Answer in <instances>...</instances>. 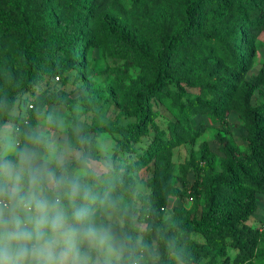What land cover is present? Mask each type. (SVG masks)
Returning <instances> with one entry per match:
<instances>
[{
    "label": "trees",
    "instance_id": "16d2710c",
    "mask_svg": "<svg viewBox=\"0 0 264 264\" xmlns=\"http://www.w3.org/2000/svg\"><path fill=\"white\" fill-rule=\"evenodd\" d=\"M108 2L0 0V49H11L6 62L0 59V124L10 121L21 130L36 129L48 107H72L73 96L54 88L67 83L72 72L84 77L89 87L94 84L87 56L90 51H110L96 24ZM133 2L140 6L142 0ZM143 10L147 19L159 15L152 34L155 51L137 44L138 32L126 35L119 30L122 21L107 18L120 43L140 51L142 66L152 72V80L142 85L133 104L136 122L125 128L110 123L81 129L89 140L85 150L93 161L98 158L93 134L103 133L123 136L119 146L139 160L102 173L97 190L120 187L124 196L131 197L137 185L129 179V172L155 160L153 177L148 179L152 197L144 200L142 209H131V219L125 224L128 232L141 236L153 250L149 264L214 263L224 257L223 264H230L228 248L238 251L234 264H254L264 253V225L254 228L249 224L264 199V66L258 75L249 77V73L256 43L264 33V0H153ZM124 55L135 59L129 52ZM183 89L199 91L198 96L184 98ZM257 94L261 104L254 103ZM155 98L173 104L177 121L171 125L168 141L138 154L129 142H140L143 135H149L147 123L155 124L150 100ZM232 113L245 125L246 151L238 153L233 142L219 134L224 158L222 171L217 172L210 146L203 143L201 160L195 165L197 178L186 193L195 210L185 216L177 210L174 220H165L174 195V149L195 144L203 133L198 125L203 129L221 125L228 133ZM141 224L147 225L143 232ZM154 235L158 236L159 258Z\"/></svg>",
    "mask_w": 264,
    "mask_h": 264
},
{
    "label": "clouds",
    "instance_id": "9594fccd",
    "mask_svg": "<svg viewBox=\"0 0 264 264\" xmlns=\"http://www.w3.org/2000/svg\"><path fill=\"white\" fill-rule=\"evenodd\" d=\"M51 125L53 120L48 118ZM60 132L63 122L56 123ZM0 124V264H149L153 250L125 228L131 208L113 187L98 191L107 162L89 143Z\"/></svg>",
    "mask_w": 264,
    "mask_h": 264
},
{
    "label": "rangeland",
    "instance_id": "374dc122",
    "mask_svg": "<svg viewBox=\"0 0 264 264\" xmlns=\"http://www.w3.org/2000/svg\"><path fill=\"white\" fill-rule=\"evenodd\" d=\"M152 5L153 0H142L140 6L135 5L133 0H109L105 9L100 11L102 20H99L96 24H99L102 38L110 51L105 53L90 51L87 56L88 71L91 74L89 76L94 84L89 87L80 74L77 72L70 73L67 83L59 84L54 88L70 93L75 99L74 105L70 108L48 107L40 117L37 130L51 132L58 139L63 140L71 138L74 127L81 129L90 126L104 127L113 123L116 126L125 128L136 122L133 104L136 102V96L142 89V85L152 80V72L149 68L142 66L140 51L131 50L125 44L120 43L112 30L111 24L107 22V18L122 21V27L119 30L126 35L132 37L135 32H138L140 35L138 41H136L137 44L144 50L155 51L157 46L152 34L155 29V20L159 15L147 19L143 10L144 7H151ZM256 48L257 54L249 77L258 75L264 66V33L257 41ZM10 50V47L0 49V59L3 63L9 59ZM127 52L131 53L136 60L125 57L124 54ZM142 72H145L144 76L141 75ZM180 92L184 98H196L199 93V91L189 89H183ZM262 102V97L257 94L254 103L261 104ZM150 106V114L154 117L155 124L151 125L150 121L147 123L148 129L146 130H148L149 135H143L140 142H129L138 154L147 152L159 141H168L171 138V125L177 121L176 109L170 101L155 98L150 100ZM49 117L53 120L51 125L47 123ZM61 121L64 124L63 132L52 127L54 125L56 127V123ZM228 122V133L221 129V125L204 129L198 125L197 128L203 131L201 138L195 144L187 143L174 149V195L171 198L170 207L167 209L165 220H174L177 210L181 211L184 216L192 214L195 210L194 202L186 196V193L197 178L195 165L201 160L203 143L210 146L216 161L215 169L217 172L222 171V160L224 158L221 144L217 141L219 134L230 139L237 148L238 153L246 151V128L243 121L237 113H232L228 118ZM93 135H95L94 137L98 143V158L93 162H107V167L102 173L107 174L108 172L117 171L120 167L128 166L131 162L139 160V157L135 154L119 146V140L123 139L120 134L103 133ZM159 137L162 140H159ZM154 163L155 160H152L150 164L140 167L138 171L132 169L129 172V179L135 180L137 185L134 195L126 197L120 187L115 189L118 195L124 197L131 209L140 210L143 208L144 200L149 201L151 199L153 189L148 184V179L150 180L153 177ZM249 224L254 228H261L264 225V199L259 214L253 217ZM146 227V224H141V231H145ZM195 239L204 242L201 236L195 235ZM153 241L155 250H157V235H154ZM228 249L230 264H234L238 251L232 248ZM159 257L160 253L157 250V258ZM174 259L178 261L177 258L174 257ZM225 260L226 257L218 258L214 263H209V260H202L196 264H223ZM253 263L264 264V253L260 259L258 258ZM179 264L183 263L179 262Z\"/></svg>",
    "mask_w": 264,
    "mask_h": 264
},
{
    "label": "built area",
    "instance_id": "2783aa9c",
    "mask_svg": "<svg viewBox=\"0 0 264 264\" xmlns=\"http://www.w3.org/2000/svg\"><path fill=\"white\" fill-rule=\"evenodd\" d=\"M60 78H56V81L59 82ZM31 108H33V105L30 106Z\"/></svg>",
    "mask_w": 264,
    "mask_h": 264
}]
</instances>
